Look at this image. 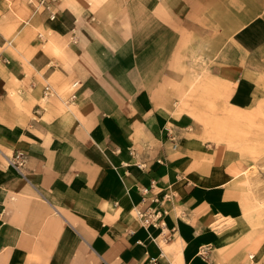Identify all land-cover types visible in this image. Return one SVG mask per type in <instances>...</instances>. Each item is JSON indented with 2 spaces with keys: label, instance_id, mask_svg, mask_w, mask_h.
Returning a JSON list of instances; mask_svg holds the SVG:
<instances>
[{
  "label": "crops",
  "instance_id": "0c3cea01",
  "mask_svg": "<svg viewBox=\"0 0 264 264\" xmlns=\"http://www.w3.org/2000/svg\"><path fill=\"white\" fill-rule=\"evenodd\" d=\"M54 5L0 0V264H264L232 152L185 98L264 104V0Z\"/></svg>",
  "mask_w": 264,
  "mask_h": 264
},
{
  "label": "rangeland",
  "instance_id": "374dc122",
  "mask_svg": "<svg viewBox=\"0 0 264 264\" xmlns=\"http://www.w3.org/2000/svg\"><path fill=\"white\" fill-rule=\"evenodd\" d=\"M264 80V64L261 69ZM200 82H193L185 98L195 102V108L203 109L195 117L194 130L202 138L218 142L232 152L237 192L244 208V221L249 236L264 238V104L247 110H234L213 97L199 96L196 89ZM204 97V98H203ZM240 115L234 120L232 115ZM230 128L229 138L216 141L215 130Z\"/></svg>",
  "mask_w": 264,
  "mask_h": 264
},
{
  "label": "built area",
  "instance_id": "2783aa9c",
  "mask_svg": "<svg viewBox=\"0 0 264 264\" xmlns=\"http://www.w3.org/2000/svg\"><path fill=\"white\" fill-rule=\"evenodd\" d=\"M55 1L56 0H26V2L35 10L47 11L50 18L55 17ZM77 81H74L72 85H75ZM49 92V86H45L43 89V95L45 96ZM172 139L173 136H170ZM175 146V144L173 145ZM7 162L9 165L13 166L18 172H22L25 154L21 150H15L10 156L7 157ZM154 186V182L151 181L150 186H140L139 191L142 194V200L146 199V194ZM170 193H165L164 198H169ZM152 200H158V197H153ZM166 210H161L160 208L153 207L149 204H142L135 208V216L138 222L147 226L150 224L160 225L163 224V214ZM204 252V250L202 251Z\"/></svg>",
  "mask_w": 264,
  "mask_h": 264
},
{
  "label": "bare ground",
  "instance_id": "6f19581e",
  "mask_svg": "<svg viewBox=\"0 0 264 264\" xmlns=\"http://www.w3.org/2000/svg\"><path fill=\"white\" fill-rule=\"evenodd\" d=\"M177 81V80H176ZM70 90V89H69ZM72 91V90H71ZM195 117L197 118V114H194ZM229 118H234V120L240 118V115H232V116H229ZM232 135V131L231 129L228 127V128H224V129H220V130H215V133H214V139L216 141H220L222 139H226V138H229L230 136ZM237 173V172H236Z\"/></svg>",
  "mask_w": 264,
  "mask_h": 264
}]
</instances>
